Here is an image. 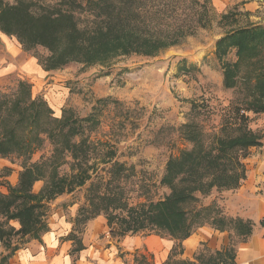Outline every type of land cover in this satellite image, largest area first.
Returning <instances> with one entry per match:
<instances>
[{"label": "rangeland", "instance_id": "1", "mask_svg": "<svg viewBox=\"0 0 264 264\" xmlns=\"http://www.w3.org/2000/svg\"><path fill=\"white\" fill-rule=\"evenodd\" d=\"M19 1L22 0H4L9 5H16ZM24 1L30 3V10L36 16L46 11L73 13L77 29L83 35L95 32L104 23L89 10H83L87 2L92 0H76L78 6L72 0ZM172 1L142 0L145 9L141 13L144 14L146 25L143 34H138L163 39L172 37L171 40H176L175 44L157 50L154 55L120 51L110 53L105 62L87 64L74 61L49 70L47 60L52 54L47 48L38 46L29 49L16 36H8L0 30V35L16 43L24 57L35 63V76L25 79L32 85L33 98H44L57 119L62 117L64 111H70L78 119L91 115L96 119L95 125L85 126L84 135L94 146L86 166L90 167L92 180L73 193L64 194L48 203L47 221L50 217L64 215L67 221L75 223L80 209L88 206L91 185L108 179L112 174L115 178L119 177L124 199L129 206L161 201L171 193L161 183L168 161L194 146L188 139L186 127H197L202 131L206 144L211 146L216 138H234L241 133L235 123L238 112L242 114V109H248L252 87L240 78L237 87L225 88L222 62L215 54L216 43L239 29L252 25L264 26V0L259 1L260 8L254 12L244 11L243 4L246 2L239 0L225 10H218L213 0H209L205 11L196 5L197 0H175L177 6ZM198 1L204 3L206 0ZM123 9L130 18L129 10L125 6ZM129 20H124L126 30H130ZM131 24L135 27L136 22ZM179 28L183 30L182 33L177 32ZM132 32L135 34V31ZM65 39L62 40L64 50ZM237 59L236 50L233 49L224 61L235 63ZM245 65L241 68L240 77L249 72ZM21 80L17 76L3 80L0 93L12 95ZM246 116L247 127L261 141L260 147L245 152L243 163L246 166V179L238 189L213 188L209 194L197 193L199 202L195 207L200 209L213 205L223 216L249 220L261 229L260 221L264 218V113L248 112ZM79 140L75 139L76 142ZM108 150L115 153L112 160L125 167L124 171L117 167L110 171L112 164L105 162ZM52 152L53 146L46 140L44 146L34 154L32 162L48 158ZM0 160H3V164L12 165L18 173L10 182L6 178L12 176L13 169L9 175L5 168H0V193L6 195L8 185L18 184L22 171L21 159L13 156ZM71 163V158H68L67 164L60 167L61 176L73 174ZM43 186V181L36 183L33 192L38 194ZM100 217L107 222L105 216ZM88 224L75 226L77 235L82 237ZM9 225L15 229L18 227L13 222ZM204 227L213 229L206 224L196 232ZM114 228H118L117 223ZM141 234L170 239L152 231L137 235ZM227 234L229 243L233 242L238 250L236 232L230 230ZM104 237L102 235L101 239ZM109 241L113 240L110 238ZM13 244L21 245L22 242L13 238ZM9 252L0 243V260ZM212 254L202 243L195 255H202L206 260ZM160 259L159 256V264ZM154 260V256L150 262L140 254L134 264H156ZM175 262L172 264H180Z\"/></svg>", "mask_w": 264, "mask_h": 264}, {"label": "trees", "instance_id": "2", "mask_svg": "<svg viewBox=\"0 0 264 264\" xmlns=\"http://www.w3.org/2000/svg\"><path fill=\"white\" fill-rule=\"evenodd\" d=\"M72 1L78 6L76 0ZM172 2L177 6V1ZM208 2L200 3L197 0L196 5L205 11ZM30 6L24 0L16 5L0 0V30L8 36H16L29 49L38 46L47 48L52 54L47 60L49 70L74 61L87 64L105 62L110 53L120 51L154 55L157 50L176 43V40L170 39L172 37L163 39L142 35L146 25L141 13L145 9L142 0H120L118 4L106 0L88 1L83 10H89L104 23L87 35L77 29L73 13L46 11L36 16ZM124 6L129 10L130 18ZM125 19H130V30H126ZM130 21L136 22L135 27ZM182 31L181 28L177 30ZM139 32L142 34L139 35ZM64 38L67 39L65 50ZM233 49L236 50L237 61L225 62V57ZM215 54L222 62L226 89L237 87L240 78L252 87L248 109H242V114L238 112L235 123L241 133L234 138H216L211 146L206 144L202 131L197 127H186L188 139L194 146L168 161L166 174L161 181L171 190L166 198L131 207L124 199L119 177L115 178L112 174L108 179L91 185L88 206L80 209L74 227L86 225L103 215L112 237L124 238L152 231L173 240L174 246L165 264L174 261L180 264H237L238 250L233 242L206 260L202 255H195L194 262L179 258L183 255V242L206 224L220 233L234 230L239 245L252 236L255 228V224L249 220L223 216L213 205L200 209L195 205L199 202L197 193L209 194L213 188L238 189L246 179V166L243 163L245 152L261 146L259 136L246 125V113H264V26L252 25L224 36L216 43ZM243 64L248 66L249 72L240 77ZM87 124H96L94 115L78 119L70 111H64L60 119L55 118L44 98H33L32 85L25 80L18 82L17 90L12 95L0 93V158L16 156L21 159L22 167L18 184L8 185V194L0 193V243L10 250L8 255L1 258L0 264H8L23 245L32 240H41L50 231L48 203L64 194L73 193L92 180L90 167L86 166L94 146L88 137H84ZM76 138L80 140L76 142ZM46 140L53 146L51 156L33 163L34 154L44 146ZM114 156L111 150L105 155V162L112 164L110 171L114 167L124 171L125 167L112 160ZM68 158L72 160L73 174L61 176L59 169L67 164ZM5 170L11 175L12 169ZM40 181L44 182V186L35 194L34 186ZM11 222L19 223L20 228L11 227ZM116 223L117 229L114 228ZM260 226L264 228V218ZM77 234L73 229L69 235L76 242L72 253L84 249ZM13 238H18L22 244L14 245Z\"/></svg>", "mask_w": 264, "mask_h": 264}, {"label": "crops", "instance_id": "3", "mask_svg": "<svg viewBox=\"0 0 264 264\" xmlns=\"http://www.w3.org/2000/svg\"><path fill=\"white\" fill-rule=\"evenodd\" d=\"M237 0H213L214 6L219 10H225L234 5ZM245 1L244 11L254 12L260 8L261 0ZM16 43L9 41L0 35V84L3 80L12 76L25 80L35 76V63L28 57H24ZM0 168L13 169L11 179L18 175L14 167L8 163H1ZM59 215V212H58ZM16 229L20 228L19 223ZM50 231L41 237V240H32L13 256L8 264H134L140 254L148 261L155 257V263H166L174 246V241L164 240L157 235L145 236L143 234L116 238L110 235L107 222L103 217L91 221L82 237L83 250L72 253L76 242L69 238L73 232L74 222L67 221V217H50L48 220ZM109 232V233H108ZM102 235H105L103 239ZM113 241H109V239ZM227 232L220 233L211 228H202L183 242V255L179 258L194 262L197 250L206 244V247L215 253L226 247L229 243ZM108 240V241H106ZM237 264H264V228L255 227L252 236L239 245Z\"/></svg>", "mask_w": 264, "mask_h": 264}]
</instances>
